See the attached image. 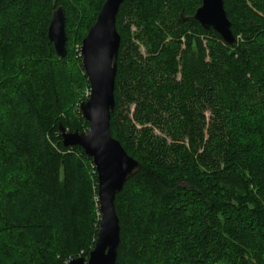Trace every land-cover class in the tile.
Listing matches in <instances>:
<instances>
[{"label": "trees", "instance_id": "trees-1", "mask_svg": "<svg viewBox=\"0 0 264 264\" xmlns=\"http://www.w3.org/2000/svg\"><path fill=\"white\" fill-rule=\"evenodd\" d=\"M105 1L0 0V90L16 81L23 99L4 134L0 114V236L18 239L0 238V250L26 264L87 260L96 240V172L80 147L63 146L59 126L88 130L75 106L89 90L79 47ZM249 1L223 0L233 46L187 19L201 0L120 5L109 132L140 168L115 196V264H264V0ZM58 7L64 58L47 38ZM63 61L75 69L70 86ZM205 101L219 119L206 141Z\"/></svg>", "mask_w": 264, "mask_h": 264}, {"label": "water", "instance_id": "water-1", "mask_svg": "<svg viewBox=\"0 0 264 264\" xmlns=\"http://www.w3.org/2000/svg\"><path fill=\"white\" fill-rule=\"evenodd\" d=\"M122 2L123 0L104 2L79 47L81 66L89 84V96L79 104L78 112L88 123V130L82 133L70 132L59 126L63 146H78L92 160L97 177L99 210L98 232L87 260L77 257L67 264H115L119 244V225L114 209L115 196L140 168L138 162L125 153L109 132L120 44L115 18ZM187 19L196 21L204 29H212L225 45H234L235 39L223 8V0H201L200 6ZM47 38L52 43L56 55L64 58L66 33L61 7L52 12Z\"/></svg>", "mask_w": 264, "mask_h": 264}, {"label": "rangeland", "instance_id": "rangeland-1", "mask_svg": "<svg viewBox=\"0 0 264 264\" xmlns=\"http://www.w3.org/2000/svg\"><path fill=\"white\" fill-rule=\"evenodd\" d=\"M247 1V3H248V5H249V7L250 8H252L253 6H252V4H251V2L249 1V0H246ZM36 11V10H35ZM257 14V16H261V17H264V14L263 13H261V12H257L256 13ZM36 14H34L33 13V19H32V22H31V25H32V27L33 28H31V31H32V34H34V33H37L38 32V29L37 28H34L36 25H38V20H39V18H38V15L37 16H35ZM18 17V14L15 16V18H16V24L18 25L20 22H19V19L17 18ZM133 31H134V29H133ZM18 33V32H17ZM17 33H15V38L17 39V44H18V39L19 40H22V39H24L23 38V36L21 35H19V34H17ZM34 44H33V42H31V40L29 41V45H28V47H29V50L31 49V47L30 46H33ZM139 46H140V52H141V54H144V47L141 45V43L139 44ZM67 63V64H66ZM63 65H65L66 66V68H67V70H66V72L68 73H66V84H69V86L71 85V83H75V82H71V81H68L67 79H71L72 77H73V75H75V69H73L72 68V64H70L68 61H63ZM55 68L52 66V67H48V68H43V71L44 72H47V71H50V72H52L53 70H54ZM57 74H55V76H56ZM72 76V77H71ZM59 77H56V79L55 80H57ZM19 83L22 85V80H19ZM57 83H59V81H57ZM60 84V83H59ZM60 85H62V84H60ZM20 85L15 81H13V83L12 84H10L9 85V87H11V88H18ZM8 87V90L7 91H5V90H0V114H1V118H5L4 120H3V128L1 127V131L3 132V134H4V132H6L7 131V129H8V125H7V123H6V118H8L9 116L11 117L10 119H12V120H14L15 121V119H18V115L20 116L21 114H22V109H21V106H22V102H23V99L21 98V96L20 95H17V94H13L14 92V90L12 91V90H10V88ZM61 87V86H60ZM66 87V86H65ZM64 88V87H63ZM12 92V93H11ZM72 92L70 91V92H61V91H59L58 90V97L59 96H62V98L64 99V100H68V101H70L71 99H72V97H73V95L71 94ZM79 93V92H78ZM68 94H70V97H69V95ZM64 95V96H63ZM82 96H84V99L85 100H87L88 99V96H89V90H85V91H83L82 92ZM85 100H83V101H85ZM77 102L75 103V106H79V104L82 102L81 101V98H80V100H76ZM255 102H258L257 100H255ZM210 103H207L206 101H205V106L202 108V109H200V115L202 116V122H203V124H204V130H205V132H204V138H203V140L204 141H206V139H207V136H208V133H207V131L208 130H210L211 128H210V125H211V123H213V121L216 123V124H218V122H219V119L217 118V117H215V118H213V116H216V114L215 113H213V111H212V107L209 105ZM10 114V115H9ZM16 115V116H15ZM246 117V116H245ZM260 127H262L263 128V126H260ZM68 131V130H67ZM209 132V131H208ZM153 133L156 135V136H158V137H162V138H165L164 137V134H162L159 130H153ZM263 136H264V133H263ZM166 142L167 143H170V139H166ZM183 142H185V144H187L186 143V140H184ZM262 142H264V139L262 140ZM202 153V149H200L199 150V153ZM246 232H250V233H253L252 231H246ZM0 238L2 239V241H3V243H5L6 245H8V246H10V245H15L17 242H18V239H14V241H12V242H9V241H6V242H4V238H5V234H4V236H0ZM129 251H131V248L130 247H128V249H127V251L125 252L126 253V256H128L129 254H130V252ZM132 253V252H131ZM131 255V254H130ZM136 261V260H135ZM135 261H132V263H134ZM162 261H163V263L162 264H164V262H165V260L164 259H162ZM0 263H2V264H26L25 263V261H24V259H23V256H20V255H10V256H5L4 254H3V251L2 250H0ZM166 264H169V263H166Z\"/></svg>", "mask_w": 264, "mask_h": 264}]
</instances>
